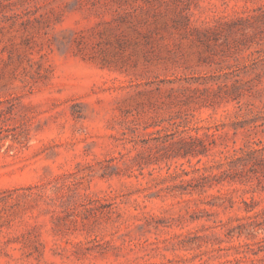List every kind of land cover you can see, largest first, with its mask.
<instances>
[{
	"label": "rangeland",
	"instance_id": "374dc122",
	"mask_svg": "<svg viewBox=\"0 0 264 264\" xmlns=\"http://www.w3.org/2000/svg\"><path fill=\"white\" fill-rule=\"evenodd\" d=\"M0 264H264V0H0Z\"/></svg>",
	"mask_w": 264,
	"mask_h": 264
}]
</instances>
